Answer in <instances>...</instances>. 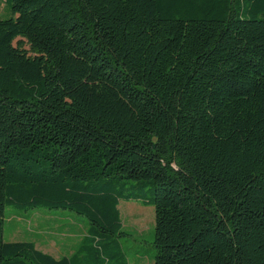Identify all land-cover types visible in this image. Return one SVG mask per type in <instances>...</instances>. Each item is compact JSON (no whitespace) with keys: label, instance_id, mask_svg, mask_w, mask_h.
<instances>
[{"label":"trees","instance_id":"1","mask_svg":"<svg viewBox=\"0 0 264 264\" xmlns=\"http://www.w3.org/2000/svg\"><path fill=\"white\" fill-rule=\"evenodd\" d=\"M3 2L0 264H130L132 201L155 264H264V0ZM7 208L90 229L57 260Z\"/></svg>","mask_w":264,"mask_h":264},{"label":"rangeland","instance_id":"2","mask_svg":"<svg viewBox=\"0 0 264 264\" xmlns=\"http://www.w3.org/2000/svg\"><path fill=\"white\" fill-rule=\"evenodd\" d=\"M16 18L6 2L0 4V19ZM16 44V43H15ZM128 234L123 245L130 264H155V209L138 201L119 206ZM90 229L87 218L72 211H5L4 241L34 242L38 250L54 258L69 257Z\"/></svg>","mask_w":264,"mask_h":264},{"label":"crops","instance_id":"3","mask_svg":"<svg viewBox=\"0 0 264 264\" xmlns=\"http://www.w3.org/2000/svg\"><path fill=\"white\" fill-rule=\"evenodd\" d=\"M74 253H75V251L72 253V255H73ZM48 255H49V254H48ZM72 255H70V256H72ZM70 256H69V257H70ZM67 257H68V256H67ZM61 258H63V257H61ZM61 258H58V259L55 258V259L59 260V259H61Z\"/></svg>","mask_w":264,"mask_h":264}]
</instances>
